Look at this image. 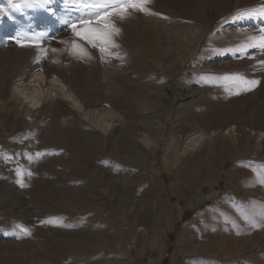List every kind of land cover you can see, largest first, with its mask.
I'll use <instances>...</instances> for the list:
<instances>
[{"label": "rangeland", "instance_id": "rangeland-1", "mask_svg": "<svg viewBox=\"0 0 264 264\" xmlns=\"http://www.w3.org/2000/svg\"><path fill=\"white\" fill-rule=\"evenodd\" d=\"M215 1L150 0L151 14L130 10L111 18L120 30L112 37L117 45L126 26L144 32H130L133 43L156 33L168 50L160 61L137 60L132 42L109 56L78 39L69 24L89 19L85 5L97 0H51L47 7L0 0V264H264V137L257 146L252 138L234 144L222 136L231 125L239 136L261 124L254 111L264 118V48L246 47L250 37L264 35V0H227L221 7ZM198 4L211 16L201 30ZM60 25L61 35L50 34ZM34 39L46 54L18 43ZM75 40L88 52L83 57L68 53ZM117 56L130 88L113 72ZM31 64L76 88L90 110L122 92L112 107L126 120L114 119L103 132L84 119V134L66 125L53 135L47 110L57 101L68 108L67 102L55 98L31 114L9 98L15 75ZM236 77L259 83L242 91ZM198 130L219 135L177 152L174 145ZM125 146L149 159L141 152L128 158Z\"/></svg>", "mask_w": 264, "mask_h": 264}, {"label": "bare ground", "instance_id": "bare-ground-1", "mask_svg": "<svg viewBox=\"0 0 264 264\" xmlns=\"http://www.w3.org/2000/svg\"><path fill=\"white\" fill-rule=\"evenodd\" d=\"M203 1V0H202ZM210 1V0H209ZM211 1H214V0H211ZM227 0H218V1H215L214 3H217L216 5L218 6L219 4V7H221V5L223 3H226ZM58 3V2H57ZM198 3V2H197ZM206 3V2H205ZM228 3H226L225 5H227ZM28 5V4H27ZM50 5V4H49ZM230 5V4H228ZM227 5V6H228ZM33 7V5H31ZM31 6L28 5L26 6L27 10L29 11V9H31ZM53 6V5H52ZM22 7V6H21ZM20 7V8H21ZM25 7V5H24ZM80 7V6H79ZM197 8H198V11H197V16H198V20L200 21L201 23V26H198L197 28L200 30L201 29H205L207 27V23L209 21V18L211 17L209 14L205 15V13H208L201 4H198L197 5ZM225 7L223 6L222 9H224ZM25 10V9H23ZM28 11L26 12L28 14ZM84 11V10H83ZM85 12V11H84ZM83 12V13H84ZM22 14V13H21ZM25 14V13H23ZM26 14V15H27ZM22 16V15H20ZM76 16V15H75ZM85 16V15H84ZM173 16V15H172ZM24 17V16H23ZM27 17V16H26ZM25 17V18H26ZM192 17V16H191ZM60 18V17H59ZM24 19V18H23ZM27 19V18H26ZM25 19V20H26ZM29 19V17H28ZM21 20V18H20ZM25 20H22L21 22L25 21ZM44 20V17H41L39 19V23L43 22ZM186 20V19H185ZM80 21V20H79ZM190 21V19H189ZM19 22V23H21ZM28 22V21H27ZM199 23V24H200ZM135 24V23H134ZM124 27V26H123ZM61 28L62 26H58L57 28H51L50 29V34H56V33H59L60 31V34L61 35ZM64 30V29H63ZM47 32H49V29L46 30ZM124 31H129L128 34H125V36L123 38L119 37V45L118 47H122V46H127L129 44H127V42L131 43L132 42V45L133 47L131 48H135V50L139 53V55L136 57L137 60H139L140 58L142 57H150V58H153L155 60H160L161 59H164L165 57L168 56L167 52L168 51L167 49H164V48H161V44L160 41H158V39L154 36V35H149V38H150V41H148L147 43H143V44H139V43H133V39L132 37L134 36H130V32H135L136 35L138 34H144L143 31H141V29L137 26V25H131V26H126L125 30ZM63 33V32H62ZM123 34V33H122ZM132 34V33H131ZM239 35V34H238ZM243 35V34H242ZM58 36V35H57ZM122 36V35H121ZM201 36V34L198 33V35L196 36L195 34V41L197 39H199V37ZM245 36V35H244ZM244 36H241L239 35V39H241V37L243 38ZM116 37V36H115ZM114 38V37H113ZM73 39V38H72ZM117 39V37H116ZM125 39L126 42H122V40ZM235 39V38H234ZM137 40L138 37H137ZM136 41V40H135ZM140 41V40H139ZM138 41V42H139ZM221 40L219 39V42ZM76 42V40H75ZM142 42V41H141ZM197 42V41H196ZM224 42V41H223ZM251 42V41H250ZM241 44H243V42H241ZM235 45V44H234ZM245 45V44H244ZM66 46V45H65ZM64 46V47H65ZM70 46V45H69ZM240 46V45H239ZM129 47V46H128ZM83 48V47H82ZM195 47L192 46L190 50H188L185 54L186 55H182L181 58L183 60H186L188 54L194 49ZM124 49V48H123ZM68 50V49H67ZM121 50V49H120ZM170 50V49H169ZM172 50V49H171ZM87 51V50H86ZM125 51V49H124ZM131 51V50H130ZM62 52V51H61ZM71 51H69L68 53H70ZM88 53V52H87ZM61 54V53H60ZM117 54V53H116ZM214 54V53H213ZM212 54V55H213ZM71 55L72 57L74 58H79L80 55H77V54H73L71 52ZM70 55V57H71ZM89 55V54H88ZM118 55V54H117ZM170 56V55H169ZM211 56V55H210ZM83 57V56H81ZM80 57V58H81ZM68 59V58H67ZM88 59H90L88 57ZM109 59V58H108ZM107 59V60H108ZM126 59V58H125ZM170 58H168L169 60ZM70 60V59H68ZM77 60V59H76ZM79 60V59H78ZM118 60V64H116L117 66H113V67H116V70H113V72H115L116 76H117V79L118 81H120L121 83H126L125 85L129 86V82L130 81H126L128 80L127 77H123L122 76V68H123V65L120 64L121 63V60L122 58H117ZM166 60V59H164ZM171 60V59H170ZM109 61V60H108ZM145 61V60H144ZM172 61V60H171ZM170 61V62H171ZM73 62V61H72ZM98 62V61H97ZM117 62V61H116ZM61 63V62H60ZM91 63V62H90ZM93 63V62H92ZM42 64V63H41ZM112 64V63H111ZM69 66V65H68ZM110 66V65H109ZM98 67V66H96ZM142 67V66H141ZM64 68V67H63ZM141 71H144V68L142 67V70ZM146 71V69H145ZM109 72V71H108ZM30 73V74H29ZM107 73V72H106ZM133 73V72H132ZM26 75L25 77L23 75ZM148 74V73H147ZM17 77V80L16 82L11 86V88H9V94H10V100L12 99V103H13V106L17 107V105L21 106L22 108H24V110L28 113H33L34 110L36 111H39V110H44L43 108L45 106H47L49 104V101L50 100H54L55 98H57V100H60L61 102H67L68 103V108H63L61 106V104H59V101L56 102L55 104V107L52 108L50 111H48V113L46 114L45 117H50V121L48 120H45L47 121L46 123V128H47V131H51L53 135H58V136H61L63 134V131H64V126L66 125H77L79 126L80 128H82L81 131H83L82 133L84 134V130H83V127L85 126L84 124L86 122H84V119H88L91 123H93L94 125H96L99 129H101L103 132H107L108 130H110L112 127H113V121L114 119H117V120H121L123 121L124 119L126 120L125 117H122V115L117 111L115 110L112 106L115 105V101L112 105V101L113 100H116L117 103H119V100H120V95L118 94H121L120 91H114V92H117L115 95H113V99L111 98H108L107 100V103L109 105H101V100L94 105L95 108L90 110L88 109L86 106L87 103V100H85L84 98H82V96H80L78 90L76 88H73L72 86H70V84H67L66 81L64 82V80H61L59 77H57L56 75H52L50 74L49 72L47 73V71H45L44 69L40 68L39 66L37 65H34V64H31L29 68H27L26 71L23 70V72L19 71L16 75ZM109 76V75H108ZM109 77H113V76H109ZM144 78V77H143ZM111 79V78H110ZM15 81V80H14ZM139 81V80H138ZM147 81V80H146ZM108 82V81H107ZM120 86V84H119ZM145 86V85H144ZM119 90H121L120 87H118ZM135 89V88H134ZM95 90V89H93ZM132 90V89H131ZM122 91V90H121ZM138 92H140L141 94L145 95V89L144 88H141L139 90H136ZM258 91V90H257ZM137 92V94H138ZM260 92V91H259ZM82 93V92H81ZM254 93V92H253ZM85 94V93H84ZM95 94V92H94ZM103 94V93H102ZM114 94V93H112ZM262 94V93H260ZM259 94V95H260ZM83 95V93H82ZM132 95V94H131ZM140 95V94H139ZM119 96V97H118ZM110 97V96H109ZM223 97V96H222ZM237 97V96H236ZM253 97V96H252ZM218 99V98H217ZM255 99V97H254ZM223 100V99H222ZM232 100V99H231ZM240 100V99H239ZM251 100V99H250ZM50 101V102H52ZM106 101V100H105ZM234 101V100H233ZM237 101H238V97H237ZM241 101V100H240ZM218 102V101H217ZM257 102V101H255ZM122 103V102H121ZM214 103V102H213ZM231 103H233L231 101ZM236 102H234V105H235ZM239 103V102H238ZM93 104V103H91ZM212 104V103H211ZM215 104V103H214ZM51 105V104H50ZM90 105V103H89ZM233 105V104H232ZM231 106V105H230ZM242 106V105H241ZM90 107V106H89ZM212 107V106H211ZM210 107V108H211ZM239 107V106H238ZM250 107V106H249ZM214 109V107H212ZM211 108V110H212ZM216 108V107H215ZM236 108V107H235ZM217 109V108H216ZM231 109V108H230ZM233 110V109H232ZM254 110H256L254 108ZM35 112V111H34ZM210 112V111H209ZM255 114L254 116L259 120V122L261 124H258L257 127H255L254 125L251 124L250 120H249V125H252V127H248L247 128V131L245 130H242L240 135L238 136L237 134V131H239L238 129H236V126L235 125H231L229 128L225 129L224 131V135L222 133V136L226 139V140H229L231 143H234V144H239L242 140H249L250 138H252V140L254 141V143L258 146L260 144V141L263 137H264V118L263 116L260 114L259 111H254ZM262 112V111H261ZM213 115H216L214 113H212ZM211 114V115H212ZM214 118V117H213ZM47 119V118H46ZM215 119V118H214ZM210 120V119H209ZM217 119H215L216 121ZM235 120V119H234ZM212 121V120H211ZM215 121H213V126H214V123ZM125 122V121H124ZM121 123V122H120ZM246 123V122H245ZM206 124V123H205ZM87 125V123H86ZM222 125V124H221ZM76 126V127H77ZM89 126V125H88ZM216 126V125H215ZM90 127V126H89ZM143 127V125H142ZM78 128V127H77ZM74 129V130H77ZM221 128V127H219ZM91 129L93 128H90V130H86L85 131H91ZM246 129V128H245ZM128 130V134L131 135L132 133V130L131 128L129 127V129L127 128ZM221 130H223V128H221ZM93 131V130H92ZM210 132H208L207 130H198L194 133H192L191 135H189L186 140H184V143L181 145L180 144H175L174 147L176 148L177 152H186L192 148H194L195 146H197L199 143H201L205 138H213L214 136L216 137L217 135H219V131L218 130H209ZM78 132V131H77ZM95 132V131H93ZM222 132V131H221ZM66 133V132H65ZM81 133V132H80ZM89 135V134H88ZM95 135V134H93ZM92 134H90V136L93 137ZM120 135V134H119ZM124 137L128 139L127 135L125 134V132L123 133ZM140 136H141V139L142 141H145L147 136H146V133L145 132H140ZM91 138V137H90ZM117 138V137H116ZM121 138V136L119 137ZM118 138V139H119ZM155 138L154 139V143L158 142V138H159V135L156 136L155 135ZM92 139V138H91ZM130 139V138H129ZM124 139H122L123 141ZM116 141V140H115ZM127 141V140H126ZM224 141V140H223ZM119 142V141H118ZM115 144V143H114ZM247 144V143H246ZM119 145V144H118ZM130 145V143H129ZM112 146V145H111ZM122 147V145L120 146ZM155 147V146H154ZM153 147V148H154ZM125 150H127V157L128 158H132L134 157V155L136 154V152H141V150L139 148H132L131 146H125ZM112 151H113V147H112ZM116 154V153H115ZM140 154H142V156L144 158H148L149 159V155L148 154H145L144 152H141ZM137 156V155H136ZM127 160V159H126ZM17 253V252H15ZM16 255V254H15ZM17 258V257H16ZM24 258V257H23Z\"/></svg>", "mask_w": 264, "mask_h": 264}, {"label": "snow or ice", "instance_id": "snow-or-ice-1", "mask_svg": "<svg viewBox=\"0 0 264 264\" xmlns=\"http://www.w3.org/2000/svg\"><path fill=\"white\" fill-rule=\"evenodd\" d=\"M50 2L51 0H36L37 5L41 7H47ZM149 2L150 0H97V3L95 4L85 5L86 10H89L93 13L89 19L71 22L69 27L73 30L78 39L86 41L93 48H98V51L102 55L116 56V54L113 53L111 49L117 48L118 45L114 42L112 37L118 34L120 30L115 26L114 23H112L111 18L114 15L123 17L130 10H135L137 12H147L151 14L149 8L147 7ZM20 7L21 6L19 4L16 5L18 10ZM259 11L264 13V8L260 9ZM242 15L243 14H240L236 18H241ZM261 32L264 33V29H262ZM249 39L252 42L248 43L246 47L264 48V35H261L258 38L250 37ZM18 43L20 46L29 44L34 47H40L42 53L44 54L47 52L46 49L42 48V41L38 39L27 41L20 40ZM70 51L73 54L81 56L87 54L85 49H83L81 45L75 41L72 42ZM116 58H118V56ZM261 63L264 64V61ZM234 79L237 80L242 91H251L252 88L259 83L257 80H247L243 77H236ZM43 155H45V153H36L37 158ZM28 159L31 160L32 157L29 156ZM261 182L264 183V177L261 178Z\"/></svg>", "mask_w": 264, "mask_h": 264}, {"label": "trees", "instance_id": "trees-1", "mask_svg": "<svg viewBox=\"0 0 264 264\" xmlns=\"http://www.w3.org/2000/svg\"><path fill=\"white\" fill-rule=\"evenodd\" d=\"M163 262L166 264V260H164ZM164 263H163V264H164Z\"/></svg>", "mask_w": 264, "mask_h": 264}]
</instances>
